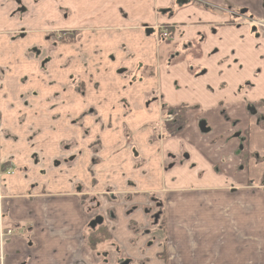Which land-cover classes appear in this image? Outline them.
<instances>
[{"label":"crops","instance_id":"obj_1","mask_svg":"<svg viewBox=\"0 0 264 264\" xmlns=\"http://www.w3.org/2000/svg\"><path fill=\"white\" fill-rule=\"evenodd\" d=\"M230 1L253 17L264 0ZM226 4L0 0L3 264H100L86 238L100 214L131 255L152 244L138 231L158 200L172 256L220 261L215 230L193 249L183 229L264 179V30Z\"/></svg>","mask_w":264,"mask_h":264},{"label":"rangeland","instance_id":"obj_2","mask_svg":"<svg viewBox=\"0 0 264 264\" xmlns=\"http://www.w3.org/2000/svg\"><path fill=\"white\" fill-rule=\"evenodd\" d=\"M225 7H227L228 12L234 14V21H230L232 24L240 23L238 24L240 26L252 24L257 29L264 30V2L263 5L259 4L253 19L243 17L238 22L235 21V12L239 14L240 8L236 7L230 0H227ZM56 34L57 31L50 32V39L54 45L62 42V39ZM235 191L236 188L228 186L227 195L219 197L217 211L201 210L199 215H195L193 221L194 225L197 224L195 229H183V232H190L188 241L192 245L191 248L195 249L196 245L193 241L206 242L205 238L209 237L211 232L215 230L221 250L220 261L217 264H264V179L257 184L251 183L249 180L248 188H245L242 194ZM165 211L163 210V212ZM163 215L164 231L161 227H154L151 221L148 226L151 231L149 234L145 233L144 230L138 231L140 237L152 239L151 245L146 243L140 246L134 243L129 248L130 255L126 250L125 252L122 250L123 247L110 244V240L104 241L97 248L101 253L100 264H122L124 261H127L128 264H203L200 261H191L194 259V250L193 252L191 250L182 252V254L178 252L175 257L171 255L166 214ZM200 218L204 223L209 222L205 235L201 231H198L196 235L197 228L201 226ZM189 223L192 225V222ZM183 232L180 233L179 240L185 244L188 236ZM181 246L182 244L179 245V247ZM119 247L120 250H117ZM184 249H186V245ZM156 250L159 251L157 260L155 256L153 257ZM177 250H179L178 247ZM104 251H108L109 255H105ZM222 253L224 254L222 255ZM128 257H133V259L130 261ZM205 262L208 263V260Z\"/></svg>","mask_w":264,"mask_h":264},{"label":"flooded vegetation","instance_id":"obj_3","mask_svg":"<svg viewBox=\"0 0 264 264\" xmlns=\"http://www.w3.org/2000/svg\"><path fill=\"white\" fill-rule=\"evenodd\" d=\"M187 1H193V0H187ZM264 2V1H263ZM241 12L239 14H237L235 12V15L237 18H239L240 20L244 17V18H250V19H253V17H250L248 15V12H247V8L246 7H243V8H240ZM239 20V21H240ZM238 22V21H237ZM240 24V23H238ZM236 24V25H238ZM240 26V25H239ZM156 29L160 30L162 32V34L164 35L165 38H172V34L170 32V29L167 27V26H160V25H156L155 26ZM58 37L60 39H62V41H66V40H72V39H75V36H76V33L72 32V31H60V32H57ZM50 37V35H49ZM1 139H2V127H1V116H0V143H1ZM1 145H0V165L1 163H6V159H4V157L1 155ZM1 171V170H0ZM161 207H162V203L161 201L158 200L157 203L154 204V207H153V210H151V220H152V223H153V226L154 227H162L161 225H159V223L161 222V215L163 214L162 210H161ZM163 209V208H162ZM111 215V214H110ZM98 216H101L102 217V222L101 223H96V225L93 227L91 226V222ZM96 216L95 218H93L89 224V227L88 229H95L97 226L99 225H102V224H105V217L103 215H98ZM87 229V230H88ZM13 233V230L11 228H9L8 230H6V228H3V227H0V264H3L7 255L5 254L4 250H3V245H4V242H5V239L7 238V236H10L11 234ZM145 233L149 234L150 233V229L147 228L145 230ZM111 240V239H110ZM104 254L106 255L107 254V251H104ZM122 264H128L127 261H124L122 262Z\"/></svg>","mask_w":264,"mask_h":264},{"label":"trees","instance_id":"obj_4","mask_svg":"<svg viewBox=\"0 0 264 264\" xmlns=\"http://www.w3.org/2000/svg\"><path fill=\"white\" fill-rule=\"evenodd\" d=\"M160 224L162 225V231H164L165 223L163 221V214L161 215V222L159 223V225ZM111 237L112 236L109 232V228L106 224L99 225L95 229H88L86 235L87 243L95 250H97L98 246L104 241L110 240Z\"/></svg>","mask_w":264,"mask_h":264},{"label":"water","instance_id":"obj_5","mask_svg":"<svg viewBox=\"0 0 264 264\" xmlns=\"http://www.w3.org/2000/svg\"><path fill=\"white\" fill-rule=\"evenodd\" d=\"M102 217L101 216H98V217H96L92 222H91V226H95L96 225V223H101L102 222Z\"/></svg>","mask_w":264,"mask_h":264}]
</instances>
